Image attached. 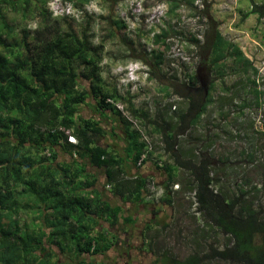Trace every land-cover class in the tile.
Wrapping results in <instances>:
<instances>
[{
  "label": "trees",
  "instance_id": "1",
  "mask_svg": "<svg viewBox=\"0 0 264 264\" xmlns=\"http://www.w3.org/2000/svg\"><path fill=\"white\" fill-rule=\"evenodd\" d=\"M66 1L84 5L95 0ZM33 5L40 8L35 0H0V264H59L50 257L44 258L48 236L40 226L43 221L54 224L55 230L49 237L58 239L64 238L62 235L68 223L67 231L74 235V249L79 254L102 253L112 247L108 236L113 238L115 235L110 231H95V226L100 218L106 216L110 225L115 226L119 222L121 207L111 206L98 193L94 198L86 196L87 193H63L68 187L66 177L57 180V171H53L51 166L57 158V146L69 145V153H72V148H83L93 164L106 168L108 179L113 184L111 192L125 203L142 201L145 195L150 198L148 184L151 178L122 177L124 169L119 162L124 160L116 159L107 149L94 144L92 134L100 136L103 130L99 123L86 120L82 124L77 121L76 105L87 104L90 95L97 100L99 110L118 116L126 134L125 154L135 165L145 153L146 158L138 166L145 165L157 150L162 152L160 156H169L170 162L164 161L162 166L157 164L166 176L162 184L155 180L164 188V195L158 201L150 198L151 201L172 208L178 190L186 185L194 194L197 212L204 218L205 223L201 227L211 226L215 234L220 232L227 237V242L220 246L211 244L209 252L201 255L195 252L184 259H177L168 257V252H165L167 257L163 264H205L214 260L223 264H264V204L255 196L261 191L260 187L245 178L228 193L222 187L221 175L224 173L220 174L223 170L216 168L215 155L196 148L183 153L179 149L180 135L187 133L201 118L210 101V95L206 98L200 86L194 88L191 84L196 81L195 75L189 76L190 83L180 85L186 89L184 92L177 89V93L187 101L185 107L174 112L173 119L150 121L162 145H154V149L148 150L141 132L116 106L107 102V98L116 102L127 101L131 115L136 118L146 119L147 113L142 111L138 115L131 99H125L116 89L101 86L99 48L92 45L86 33L80 37L73 29L51 28L46 24L45 28L42 27V36L36 33L35 38L29 40L31 36L27 32L21 41L17 38L9 40L15 37V31L9 23L6 9H21L26 17L29 10L35 9ZM177 6L172 5L168 13H173ZM206 11L203 8L202 13ZM250 13L258 14L262 19L264 4H254ZM40 15L48 16L44 11H40ZM211 31L207 38L210 54L206 60L212 67H219L218 63L227 59H233L234 64L244 68L251 65L240 48L226 41L218 28L212 26ZM193 42L200 45L196 38ZM156 57L161 59L159 55ZM83 79L87 81V87L81 84ZM224 89L229 90L228 87ZM67 132L78 138L77 143L68 140L70 135ZM84 152L79 151L78 157L83 158ZM250 155L254 160V155ZM218 161L222 164L224 159L219 158ZM180 170L189 180L181 181V187L173 190V184L177 182L175 176ZM44 206L53 208L54 214L45 215L41 209ZM154 225L157 224H150L148 228L154 229ZM168 227L169 223L163 226L164 229ZM205 230L201 231L207 232ZM151 238L156 239L154 232ZM57 244L59 249H63L61 242Z\"/></svg>",
  "mask_w": 264,
  "mask_h": 264
},
{
  "label": "rangeland",
  "instance_id": "2",
  "mask_svg": "<svg viewBox=\"0 0 264 264\" xmlns=\"http://www.w3.org/2000/svg\"><path fill=\"white\" fill-rule=\"evenodd\" d=\"M35 2L40 8L33 5L36 10H29L26 17L21 9H6L15 31V37L9 40L21 41L27 32L29 40L36 33L42 36L46 24L73 29L80 37L86 33L92 45L99 48L101 86L131 99L138 115L147 113L146 119L136 118L127 101H120L126 120L138 130H148L145 134L151 149L162 144L150 121L173 119L174 112L185 107L187 101L177 89L184 92L180 85L190 83L189 76L195 75L196 81L191 84L200 86L206 98L210 95V101L201 118L180 135V151L196 148L215 155L216 168L224 173V190L229 193L234 185L249 178L260 187L255 196L264 204V17L259 19L258 14L250 13L254 4H264V0H95L84 5L66 0ZM174 4L178 6L168 13ZM203 8L206 13H202ZM40 11L47 13V18ZM212 26L240 48L251 62L249 67L234 64L233 59L219 62V67L210 65L206 60L210 54L207 38ZM81 84L88 86L84 79ZM160 153L157 150L154 159L170 162L169 156ZM219 158L224 159L222 164ZM175 178L179 187L176 182L173 190L188 179L182 170ZM185 186L175 195L174 207L166 205L159 210V226L153 230L156 251L164 249L168 257L177 259L195 252L201 255L209 252L211 244L227 242V237L215 234L211 226L201 227L204 218L197 212L194 194ZM165 223H169L167 229L163 228ZM205 264L223 263L214 260Z\"/></svg>",
  "mask_w": 264,
  "mask_h": 264
},
{
  "label": "crops",
  "instance_id": "3",
  "mask_svg": "<svg viewBox=\"0 0 264 264\" xmlns=\"http://www.w3.org/2000/svg\"><path fill=\"white\" fill-rule=\"evenodd\" d=\"M88 103H77V121L84 124L86 120L96 121L101 127L102 134H92L94 144L107 149L118 160H124L119 162L120 167L124 169V175L127 177L151 178L158 181L160 184L163 182L166 176L163 170L158 168L163 164L156 158H149L145 165L138 166L127 158L125 149L127 145L126 134L122 127L121 122L116 114L102 111L97 108V100L93 96H88ZM78 139V138H77ZM69 145L64 147L57 146V158L51 162L53 171H57V177L62 180L66 177L68 187L63 190L66 192H76L81 194H89L90 198H94L95 193L100 194L99 197L105 202H109L111 206H120L121 212L118 216L119 222L115 226H111L109 217H102L97 221L95 231H110L115 237L108 236L112 247L108 251L102 253H83L79 254L75 251V237L71 232H68V223H66V232L62 235L64 238H50L51 232H54V224L41 222V227L47 233L45 240V247L47 248L44 254V258H51L53 262L59 264H79V262L94 263V264H119L125 261L128 252L132 251V245L135 241H138L137 231L141 226L157 224L158 226V211H163L166 205L162 203H153L148 196L145 195L144 200L137 202H124L122 198L111 192L112 183L108 179L107 170L105 167H97L89 159V154L84 152L83 148L73 149L72 153H69ZM84 152L83 158L78 157V152ZM162 164V165H161ZM113 171V169L111 170ZM66 173V175H65ZM71 182L69 184V179ZM78 185V186H77ZM77 186V188H75ZM44 210L45 215L54 214L53 208L44 206L41 208ZM32 217V214H30ZM29 217V220H31ZM146 220V221H145ZM142 222H146L142 224ZM156 227V225H154ZM30 228L33 225L30 223ZM154 227V228H155ZM85 242V240H83ZM57 242H61L59 249ZM83 242V243H84Z\"/></svg>",
  "mask_w": 264,
  "mask_h": 264
},
{
  "label": "flooded vegetation",
  "instance_id": "4",
  "mask_svg": "<svg viewBox=\"0 0 264 264\" xmlns=\"http://www.w3.org/2000/svg\"><path fill=\"white\" fill-rule=\"evenodd\" d=\"M161 212L158 211V215ZM146 221V220H145ZM146 222H142L145 224ZM150 226V224L148 225ZM147 225L138 228L137 237L138 241L132 245V251L128 252L125 261L119 264H163L165 260L164 249L157 252L155 242L151 236L153 235L154 229H149ZM152 231V235L150 234Z\"/></svg>",
  "mask_w": 264,
  "mask_h": 264
},
{
  "label": "built area",
  "instance_id": "5",
  "mask_svg": "<svg viewBox=\"0 0 264 264\" xmlns=\"http://www.w3.org/2000/svg\"><path fill=\"white\" fill-rule=\"evenodd\" d=\"M107 102L113 104L114 106H116L119 110H122L124 109L123 105L120 103V102H116L114 99L112 98H107ZM141 132V134L143 135L144 137V140L146 141L147 145H148V150H152V144L151 142H149L146 138V134H145V130L143 129H140L139 130ZM70 136L68 137V140L72 143H77V139L71 135L69 132H67ZM146 153L141 157V159L139 160L138 162V165H141L142 164V161L146 158ZM178 186V185H177ZM179 187V186H178ZM148 190H149V197H155L158 201L160 200L163 195H164V188L161 186V185H158L156 183V181L154 179H152V181H149V184H148ZM152 199V198H151ZM154 200V199H153Z\"/></svg>",
  "mask_w": 264,
  "mask_h": 264
},
{
  "label": "clouds",
  "instance_id": "6",
  "mask_svg": "<svg viewBox=\"0 0 264 264\" xmlns=\"http://www.w3.org/2000/svg\"><path fill=\"white\" fill-rule=\"evenodd\" d=\"M75 137V136H74ZM76 138V137H75ZM77 139V138H76Z\"/></svg>",
  "mask_w": 264,
  "mask_h": 264
}]
</instances>
